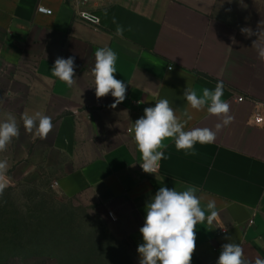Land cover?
Here are the masks:
<instances>
[{"label":"crops","instance_id":"1","mask_svg":"<svg viewBox=\"0 0 264 264\" xmlns=\"http://www.w3.org/2000/svg\"><path fill=\"white\" fill-rule=\"evenodd\" d=\"M83 13L99 24L82 20ZM260 31L264 0H0V60L33 65L9 81L18 87L8 91L13 95L3 100V112L23 126L25 111H40L54 125L43 140L21 128L26 136L15 140L18 154L8 153L11 143L3 158L17 156L7 160L9 168L23 173L53 175L58 194L76 206L95 207L115 240L126 243L133 264L140 261L146 204L164 186L198 188L206 211L209 200L216 202L218 220L197 225L191 264H217L229 242L240 244L249 260L264 259V124L255 122L256 111L264 118V62L252 47ZM103 47L117 53L114 75L127 86L115 108L111 94L98 99L93 87L94 53ZM58 57H74L72 87L52 75ZM221 67L222 100L234 121L214 143H197L195 155L166 140L159 171L145 173L128 129L144 108L167 99L177 116L186 119L185 110L192 116L186 131L214 130L217 118L206 108L192 109L183 92L214 90ZM238 96L247 100L239 103Z\"/></svg>","mask_w":264,"mask_h":264},{"label":"clouds","instance_id":"2","mask_svg":"<svg viewBox=\"0 0 264 264\" xmlns=\"http://www.w3.org/2000/svg\"><path fill=\"white\" fill-rule=\"evenodd\" d=\"M123 28L117 27L116 36L123 38ZM242 33L253 35L251 29L242 28ZM258 39L253 41L252 47L257 51L258 59L264 62V32L256 33ZM233 44L237 43L232 37ZM229 53L232 51L227 46ZM95 64L91 70L96 97L103 98L111 94L115 108L126 99V84L115 78L117 53L111 48L103 47L95 51ZM52 69V75L64 82L68 87L76 83L74 57L67 59L58 57ZM225 71L221 67L217 74V83L214 90L204 88L202 95H198L192 88L186 87L183 95L192 109L204 110L215 116L218 122L214 130L208 127H195L185 130L192 119L187 110L183 117L177 116L167 99H160L154 107L144 108V115L137 119L128 129L138 152L141 154L140 167L145 173L156 174L160 168V161L166 159L164 149L166 140H174L176 149L186 154L195 155L197 143H214L217 134L234 121L230 105L222 100L223 80ZM11 97L13 94H7ZM0 103L3 100L0 99ZM23 127L27 133L34 134L40 139H47L53 130L52 117L36 111L32 114L25 111L21 115ZM20 135L17 118L11 112L0 121V153L7 151L14 138ZM7 160H0V198L5 189L15 186L14 179L8 175ZM198 188L187 187L178 191L176 188L160 187L154 197L146 204V216L143 226L139 229L143 243L137 248L140 256L139 264H191L196 249V228L198 224L211 225L219 218L216 202L209 200L205 210L201 205V198L197 195ZM224 232L227 228L223 223L219 226ZM230 239V238H229ZM217 264H264V259L257 256L254 261L245 257L244 249L238 243L229 242L222 245Z\"/></svg>","mask_w":264,"mask_h":264},{"label":"rangeland","instance_id":"3","mask_svg":"<svg viewBox=\"0 0 264 264\" xmlns=\"http://www.w3.org/2000/svg\"><path fill=\"white\" fill-rule=\"evenodd\" d=\"M32 66L25 62L10 65L0 60V99L4 100L9 90L18 87L10 86L9 81L13 82L16 76L31 71ZM5 117L0 103V121ZM19 128L24 130L23 126ZM25 136L20 133L18 138H14V149L8 150L9 154H18L20 143L16 141ZM4 154L0 153V160H18L14 155L9 159L3 158ZM8 175L14 179L15 186L9 187L12 191L0 198V264H72L75 246L64 243L66 232L57 231V223L72 215L75 219H71L70 229L79 227L87 236L94 232L93 228L98 227L99 222L105 225L95 207L76 206L58 194L53 175L23 173L16 167L9 168ZM19 218L24 220L27 228L17 230L14 227L16 224L12 220ZM31 230L33 235H30ZM36 232L40 233L38 237L34 236ZM59 243L63 246H58ZM117 243L105 249L99 264H131L128 246L124 242Z\"/></svg>","mask_w":264,"mask_h":264},{"label":"trees","instance_id":"4","mask_svg":"<svg viewBox=\"0 0 264 264\" xmlns=\"http://www.w3.org/2000/svg\"><path fill=\"white\" fill-rule=\"evenodd\" d=\"M11 191L10 188H7L3 194L10 193ZM68 217L69 218L66 220L63 218L57 223V231L60 230V232H66V241L63 237L64 243L69 246H75L73 255L74 260L72 264H99L105 249L107 250L108 247L118 245L117 241L104 224L99 222L98 227L96 226L93 228L94 232L85 236L84 232L79 230V227L77 229H70L69 225L71 219L73 221L75 218L72 215H69ZM12 222L16 224L14 227H16L17 230H21L22 227H24L23 229L27 228L24 225V220L20 218L18 220H12ZM32 230L30 231V235H33L31 233ZM39 234V232H36L34 236L37 235L38 237ZM58 246L61 247L63 245L62 243H59ZM131 264L133 263L131 262Z\"/></svg>","mask_w":264,"mask_h":264},{"label":"built area","instance_id":"5","mask_svg":"<svg viewBox=\"0 0 264 264\" xmlns=\"http://www.w3.org/2000/svg\"><path fill=\"white\" fill-rule=\"evenodd\" d=\"M81 18H82V20L87 21V22H89V23H91L93 25H98L99 24V20L97 18H95V17H93L91 15H88L86 13H83L81 15ZM235 99L239 103L244 102V101L247 100L245 97H242V96H238ZM259 106L260 107H264V105H261V104ZM255 122L258 125H263L264 124V118L261 116V114L259 113V111H256ZM108 216H109V218L111 220H113V221L115 220L114 215H113L112 212H108Z\"/></svg>","mask_w":264,"mask_h":264}]
</instances>
